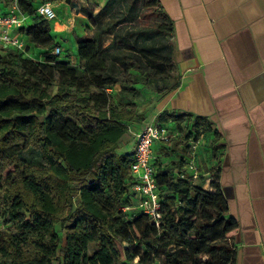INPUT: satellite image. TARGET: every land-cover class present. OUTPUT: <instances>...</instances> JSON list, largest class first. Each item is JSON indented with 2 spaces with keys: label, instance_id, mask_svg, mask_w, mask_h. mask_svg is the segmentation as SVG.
I'll list each match as a JSON object with an SVG mask.
<instances>
[{
  "label": "trees",
  "instance_id": "trees-1",
  "mask_svg": "<svg viewBox=\"0 0 264 264\" xmlns=\"http://www.w3.org/2000/svg\"><path fill=\"white\" fill-rule=\"evenodd\" d=\"M1 1L15 2L31 23L20 28L26 51L0 47V264H235L239 224L228 216L220 169L212 171L211 192L187 173L184 158L175 163L178 175L154 164L160 218L125 210L137 195L133 155L118 152L120 141L179 87L177 71L173 85L140 100L132 59L111 74L106 32L78 39L75 66L51 53L60 44L35 0ZM143 6L160 11L159 0ZM158 29L169 35L172 24ZM31 47L46 51L43 61L28 57ZM170 57L176 70L172 49ZM191 117L163 112L157 123L180 126ZM211 130L210 120L196 117L187 139ZM29 149L42 163L22 156Z\"/></svg>",
  "mask_w": 264,
  "mask_h": 264
},
{
  "label": "crops",
  "instance_id": "crops-1",
  "mask_svg": "<svg viewBox=\"0 0 264 264\" xmlns=\"http://www.w3.org/2000/svg\"><path fill=\"white\" fill-rule=\"evenodd\" d=\"M48 1L35 0V8L43 3H53L59 17L55 2ZM159 2L157 9L160 11L148 10L159 15L162 23L172 24L168 36L180 78L179 87L158 104L144 125H131L120 141L118 152L133 154L138 131L157 123L163 112L191 115V119L181 125L190 124L191 128L196 117L210 120L211 132L199 140H188V154L180 156L175 147L163 150L165 146L156 143L154 164L178 175L175 163L184 158L187 173L196 175L195 183L211 192L214 191L212 171L220 169V184L229 204L228 216L239 224L234 238L235 264H264V0ZM86 4L95 10L91 17V11L88 15L82 14L89 21V27L85 34L76 37V52L73 48L71 52L76 57L78 39H91L98 31L91 18L96 19L101 14L105 18V11L114 0H86ZM15 5V2L6 5L1 1L0 13H11ZM67 8L72 13L68 14L66 9L67 20L58 26L62 33L70 34L68 40L72 42L74 35L70 25L78 14L72 6ZM132 16L141 18V12L134 9ZM29 23L28 17L24 24ZM12 33L28 43L20 29H13ZM52 37L68 50L63 41ZM32 48L28 56L43 61L46 51L37 56ZM215 132L220 134L218 141Z\"/></svg>",
  "mask_w": 264,
  "mask_h": 264
},
{
  "label": "rangeland",
  "instance_id": "rangeland-1",
  "mask_svg": "<svg viewBox=\"0 0 264 264\" xmlns=\"http://www.w3.org/2000/svg\"><path fill=\"white\" fill-rule=\"evenodd\" d=\"M114 0V4L110 5L105 11V18L101 14L98 18H91V22L96 26L98 31L106 32L107 36L104 41V55L109 60L110 70L113 76H118L124 67V59L130 58L134 61L138 71H131L132 79L137 81L136 87L141 90L139 94L140 100H144L146 94L154 90L171 86L176 82L174 75V64L171 60V41L168 35H164L159 31L158 27L163 22L159 15L149 11L143 6L142 0ZM44 2H49L44 0ZM54 6L58 7L59 17L51 20V33L56 36L58 41H63L65 47H62V54L58 56L59 60H69L72 64L80 66L81 62L78 56L72 54V48L76 52V37L85 34L89 21L82 14L92 15L95 8L86 4V0H53ZM53 6V3L51 4ZM87 5V6H86ZM73 7V11L77 15L71 27V33L74 40L71 42L70 34L59 29V24L67 20L64 12L67 7ZM136 9L141 12V18L132 16V10ZM62 12V13H61ZM72 13L68 9V14ZM73 46V47H72ZM0 47H4L0 45ZM37 56L44 50L32 48ZM45 56V54H44ZM30 57V56H28ZM32 58V56L30 57ZM38 61L36 58H32ZM44 60V59H43ZM119 87H117V90ZM115 90V91H117ZM131 96V95H130ZM192 125L179 126L169 124V147H175L179 150L180 156L184 154V148L188 145L187 136L192 130ZM22 156L29 162L42 163L41 154L35 149H29L22 153ZM177 161V160H176ZM1 207V200H0ZM5 228L0 221V229ZM62 244H65L63 234L60 232ZM93 252V248L90 251Z\"/></svg>",
  "mask_w": 264,
  "mask_h": 264
},
{
  "label": "built area",
  "instance_id": "built-area-1",
  "mask_svg": "<svg viewBox=\"0 0 264 264\" xmlns=\"http://www.w3.org/2000/svg\"><path fill=\"white\" fill-rule=\"evenodd\" d=\"M39 16L51 21L56 19L57 12L50 3H43L36 9ZM28 18L17 4L11 13H0V45L19 51H26L28 43L21 36L13 35V29L23 27ZM63 50L56 46L52 54L60 56ZM169 130L166 126L154 123L142 128L136 134V146L133 155L132 174L134 176L133 191L137 195L134 206L126 208V211L144 212L154 219L160 218V197L156 181L157 169L154 165L153 147L156 143L169 142ZM197 171V168H196ZM196 178V175H194Z\"/></svg>",
  "mask_w": 264,
  "mask_h": 264
},
{
  "label": "water",
  "instance_id": "water-1",
  "mask_svg": "<svg viewBox=\"0 0 264 264\" xmlns=\"http://www.w3.org/2000/svg\"><path fill=\"white\" fill-rule=\"evenodd\" d=\"M68 2H69V0H68Z\"/></svg>",
  "mask_w": 264,
  "mask_h": 264
}]
</instances>
